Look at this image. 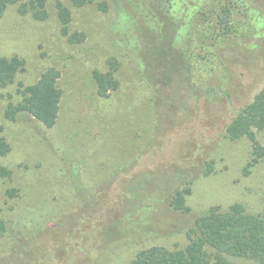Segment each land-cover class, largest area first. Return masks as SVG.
Wrapping results in <instances>:
<instances>
[{
  "label": "rangeland",
  "instance_id": "rangeland-1",
  "mask_svg": "<svg viewBox=\"0 0 264 264\" xmlns=\"http://www.w3.org/2000/svg\"><path fill=\"white\" fill-rule=\"evenodd\" d=\"M30 1L0 13V57L24 60L0 85V135L10 146L0 154V264H130L154 245L186 247L213 208L264 214V161L253 160L247 136L226 133L264 87V38L254 49L241 44L250 33L242 8L219 43L160 25L164 0L144 13L135 0H63L68 34L56 0H46L44 18ZM76 33L82 40L71 42ZM49 69L62 91L55 125L8 114ZM95 72L112 73L117 87L100 94ZM257 138L264 144V130Z\"/></svg>",
  "mask_w": 264,
  "mask_h": 264
},
{
  "label": "trees",
  "instance_id": "trees-1",
  "mask_svg": "<svg viewBox=\"0 0 264 264\" xmlns=\"http://www.w3.org/2000/svg\"><path fill=\"white\" fill-rule=\"evenodd\" d=\"M19 0H0V13L12 3ZM95 0H70L72 6L82 7ZM132 1V0H131ZM164 17L155 20L160 25L163 22L173 25L176 37H184L195 30L199 35L225 37L237 26L235 8L244 10L250 33L242 39L241 44L254 49L255 38H264V0H164ZM155 0H135L136 10L144 13L156 4ZM117 3H120L117 1ZM30 7L36 18H44L46 0H31ZM27 9L28 4L24 5ZM98 6L107 10L106 1H99ZM122 7L121 5H118ZM132 7V5H131ZM57 16L62 24V32L68 34V24L72 19L71 8L63 1L56 0ZM25 12V11H24ZM133 12V11H132ZM119 13L125 15L123 9ZM212 29H201L202 26ZM208 37V36H207ZM71 42L81 41L79 34L69 36ZM220 43V42H219ZM24 69V60L20 57H0V85L13 82L17 73ZM59 72L49 69L42 73L39 80L24 88L23 99L18 107L10 108L8 114L15 115L17 111L27 112L47 127L55 125L59 112V100L62 91L57 85ZM99 85V93L108 95L109 90L117 87L112 73H94ZM14 112V113H13ZM264 130V87L256 92L254 98L237 110L233 120L227 125L226 133L230 139L247 136L252 143L253 160L264 161V144L257 138V131ZM10 146L0 135V154H6ZM5 168L0 174L6 173ZM174 208L183 206L181 193L173 200ZM197 231L190 236L189 243L181 249L170 250L164 246L154 245L142 249L130 264H208L211 259L215 264H247L235 263L229 257L245 258L256 264H264V214L255 215L248 212L242 205L234 204L227 210L220 207L209 210L197 220ZM211 247L212 251L208 250Z\"/></svg>",
  "mask_w": 264,
  "mask_h": 264
}]
</instances>
